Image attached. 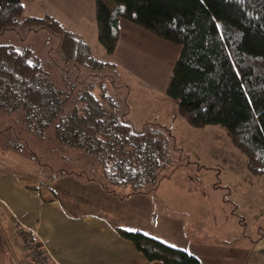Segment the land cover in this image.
I'll return each instance as SVG.
<instances>
[{
	"label": "trees",
	"instance_id": "16d2710c",
	"mask_svg": "<svg viewBox=\"0 0 264 264\" xmlns=\"http://www.w3.org/2000/svg\"><path fill=\"white\" fill-rule=\"evenodd\" d=\"M112 2L96 0L98 37L107 51L113 54L117 47L121 17L178 43L167 93L179 112L195 125H222L246 155L248 168L264 173V0ZM19 25L59 33L62 57L75 65H115L94 56L84 37L53 14L29 15L23 0H0V32ZM126 116L121 98L104 80L89 82L72 96L54 83L31 48L0 44V145L37 160L48 178L73 174L110 190L130 186L133 192L158 187L175 165L174 135L156 122L137 128ZM17 129L50 139L48 162ZM116 229L149 259L205 264L199 255L141 229Z\"/></svg>",
	"mask_w": 264,
	"mask_h": 264
},
{
	"label": "crops",
	"instance_id": "0c3cea01",
	"mask_svg": "<svg viewBox=\"0 0 264 264\" xmlns=\"http://www.w3.org/2000/svg\"><path fill=\"white\" fill-rule=\"evenodd\" d=\"M23 1L29 15L49 13L60 18L58 12L63 15L75 13L81 19L80 24L85 19L92 23L96 21V0ZM107 2L110 6L113 4L112 0ZM140 29L134 21L121 17L120 39L114 53L118 55L121 51L128 59L141 56L145 50L146 59L151 57L153 62L158 59L162 69L171 65L172 73L180 45L176 52L170 47L146 52L149 40L143 37ZM139 56L137 58L142 57ZM24 156L0 145V202L9 210L7 218L3 209L4 213L0 212V264H37L28 253L26 235L18 232L14 217L47 245L57 264H164L160 259H149L132 239L116 229V225L136 226L184 247L199 255L205 264H239L240 258H247L249 264L264 256V250H259L252 260L255 249L259 246L264 249V245H259V242L252 245L257 240L252 235L244 238L241 230L243 221L238 220V216L235 217L236 222L228 226L229 213L233 214L234 208L225 204L226 197L219 200L208 195H193L196 183L202 182H192L193 191H187L180 200L170 197L158 202L155 195L158 187L145 194L140 193L143 191L133 192L130 186L110 190L100 182H80L73 175V180H77L76 186H80L73 192L74 182H59L61 177L72 180L70 176L57 177L55 181L58 182H54L43 174L39 162L38 166H33L32 177L18 173L22 161L24 165H30L29 158L26 160ZM67 188L73 198L66 197ZM77 193L84 195L81 200ZM84 201L101 210L89 208L79 211L78 207L74 210ZM158 205L159 209L156 208ZM145 217L148 219L144 220Z\"/></svg>",
	"mask_w": 264,
	"mask_h": 264
},
{
	"label": "rangeland",
	"instance_id": "374dc122",
	"mask_svg": "<svg viewBox=\"0 0 264 264\" xmlns=\"http://www.w3.org/2000/svg\"><path fill=\"white\" fill-rule=\"evenodd\" d=\"M58 15L60 18L57 20L66 29L79 37H84L90 44L94 56L102 60L113 61L115 65L107 64L100 67L90 63L73 64L72 60L62 57L59 47L61 35L46 27L29 30L23 25H19L16 29L2 31L0 32V44L11 43L19 49L31 48L33 55L44 64L54 83L70 91L72 96L79 93L83 87L87 88L89 82L104 80L109 91L121 98L123 107L127 111L126 117L137 128H142L144 125L153 122L165 125L174 135L176 143L174 149L177 153H175V165L170 171L166 169V175L160 181L162 183L158 186L159 189L155 191L157 201L170 197L180 200L185 197L187 191H193L192 182H202V184L196 183V190L193 195L199 197L208 195L207 197H214L219 200L226 197L225 204L234 208V213H229L228 226L233 225L236 222L235 217L238 216V220L243 221L241 230L245 234L244 238L252 235L257 239L252 245L258 242L259 245H264V239H262L264 235V173L253 172L248 168L246 155L231 141L222 125L214 123L203 126L195 125L188 117L179 112L177 101L167 93L165 87L168 84L172 66H166L163 70L158 65V59H154V62L151 57H149L150 60L146 59L145 50L140 53L142 57L138 55L141 58L134 56L127 59L121 51L118 55L116 53L111 54L99 40L96 21L92 23L89 19H85L84 23L80 24L81 19L75 13L63 15L58 12ZM137 25L141 28L143 37L149 40V48L146 49V52L151 49L163 51L164 48L167 50L168 47L176 52L179 48L178 43L170 41L139 24ZM160 68L163 71L158 73ZM101 74L104 76H99ZM11 121L16 123L13 114ZM17 132L21 136H26L18 129ZM26 137L31 143L32 150L35 149L39 155L42 154V157L47 161L49 150L53 145L50 139L42 141L41 137ZM24 158L27 160L29 156H24ZM29 161L30 165H24L25 162L22 161L17 172L26 174V177H32L30 174L34 170L33 166L35 164L38 166V161H33L31 158ZM67 165L71 166L69 161ZM74 167L78 168L80 165L75 164ZM97 170L99 168L95 172ZM68 176L72 180L61 177L59 182H74L71 191L76 192L77 187L80 186H76L77 180H73V174H68ZM55 180L54 182H58ZM79 180L85 182L82 179ZM150 192L151 190L144 189L140 193ZM65 195L67 198H73L68 188ZM83 196L77 193L79 200ZM66 197L63 196L64 199H67ZM93 197L96 200L95 195ZM68 202L71 203V201ZM76 208L79 211H85L89 208L101 210L100 207L87 204L85 201L81 206L76 205L74 210ZM156 208L159 209L160 206L158 205ZM2 209L7 218L9 210L0 202V212H3ZM147 219L144 218V220ZM13 221L19 232L21 227L18 228V225L21 226V224L17 222L15 217ZM133 227L135 228L131 229H138L136 226ZM20 238L23 237L20 236ZM247 241L249 242L248 239ZM259 248L260 246L255 249L252 260L259 250H264L262 247ZM248 261L247 258L244 260L240 258L239 264L241 262L247 264ZM249 264H264V256L259 261H252Z\"/></svg>",
	"mask_w": 264,
	"mask_h": 264
},
{
	"label": "built area",
	"instance_id": "2783aa9c",
	"mask_svg": "<svg viewBox=\"0 0 264 264\" xmlns=\"http://www.w3.org/2000/svg\"><path fill=\"white\" fill-rule=\"evenodd\" d=\"M25 226H21L19 232L26 235V244L28 245V253L37 264H57L53 255L48 249L47 245L40 239H33L31 236L34 234Z\"/></svg>",
	"mask_w": 264,
	"mask_h": 264
}]
</instances>
